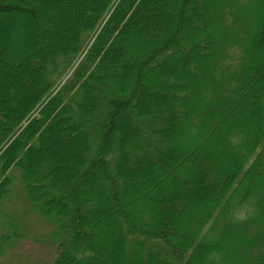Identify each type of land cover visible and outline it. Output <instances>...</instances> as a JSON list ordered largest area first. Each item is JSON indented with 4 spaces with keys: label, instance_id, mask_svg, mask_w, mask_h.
<instances>
[{
    "label": "trees",
    "instance_id": "16d2710c",
    "mask_svg": "<svg viewBox=\"0 0 264 264\" xmlns=\"http://www.w3.org/2000/svg\"><path fill=\"white\" fill-rule=\"evenodd\" d=\"M77 1L0 0V33L29 20L22 56L0 34V197L20 166L68 231L54 264H264V0Z\"/></svg>",
    "mask_w": 264,
    "mask_h": 264
},
{
    "label": "rangeland",
    "instance_id": "374dc122",
    "mask_svg": "<svg viewBox=\"0 0 264 264\" xmlns=\"http://www.w3.org/2000/svg\"><path fill=\"white\" fill-rule=\"evenodd\" d=\"M32 1V0H30ZM70 1V0H69ZM236 3L238 0H234ZM85 2L83 1H77V3L81 4ZM34 3V1H33ZM38 4V3H35ZM157 4L152 3V17L154 18V23L157 20V23L160 22V16L158 9H155ZM217 6H219V3H217ZM162 8V5L159 4L157 8ZM44 10H40L42 14L46 15V18L55 17L54 14L56 12L54 10H50L49 6L44 5ZM49 8V9H48ZM244 8V7H243ZM212 16L217 20L218 27L223 34H229L228 31H222L221 22H218V19L215 14L218 12L212 11ZM68 13H64V19L65 21L68 20ZM218 15V14H217ZM22 16V15H21ZM10 21V19H8ZM7 21V19H5ZM29 20H27V16H23L21 22H16L15 20L12 21V24L8 23L9 26L6 24V26L3 27V33L2 36H5V40H7L6 36H9L11 41H16V48L12 50L13 44L11 45V42L7 43L6 46L8 47L9 51H11V55H20L22 56L25 47L22 46L21 43L25 39V33L26 30L29 28ZM69 21V20H68ZM168 24V23H167ZM253 25L258 24L256 21L252 22ZM170 23L167 25L169 26ZM166 26V27H167ZM165 27V26H164ZM165 27V28H166ZM8 28H11L13 30V33H10L8 31ZM133 33L131 34L132 38H136V40L140 39V35L138 31L133 26ZM156 34L155 32H151L150 34L144 33L143 37L144 39H148V37L154 36ZM151 35V36H150ZM263 51V50H262ZM7 58L8 60H13L10 55ZM14 62V61H13ZM16 62V61H15ZM14 64V63H13ZM10 75L12 78H15L17 75V72H20V78H19V84L21 90L22 87L27 85V87H23L24 90L32 92V90L28 89V82L30 81V77L28 74H26V70H19L17 67L13 70H10ZM16 71V72H15ZM28 71L31 72L32 68L29 66ZM154 78V76H153ZM6 79L4 80V82ZM179 139V138H178ZM180 141L184 144V146L188 145V142H190V139L188 137L181 136ZM73 147H66L63 146V152L66 156L70 150ZM220 155V154H219ZM55 157V155H53ZM64 156V157H65ZM58 162H63V159L61 157H55ZM220 157L217 156V159ZM224 159V158H223ZM189 159L187 162L185 160H181L177 166L182 167L185 163H187L188 167L192 166L193 161ZM186 165V166H187ZM185 172H188V175L191 176L190 171L188 169H183ZM167 171V172H166ZM160 169V171H157L153 174L152 180L155 181L153 184V188L158 186L159 184H162L163 187L166 185L167 178L172 175V172L170 169L166 170ZM167 173V174H166ZM10 176V185H9V191L6 192L2 197H0V264H54L56 258L60 254V251L68 245L69 243V234L68 231L61 226V224L56 220V217L53 215H46L43 214L37 206L33 204V202L30 200V197L27 193V189L25 187V183L23 181V169L16 165L12 166L8 173ZM196 177L198 174H194ZM146 184H148V179H145ZM199 185L201 183H198ZM202 185V184H201ZM200 185V186H201ZM261 199L264 200V191H262ZM139 197H135V201H138ZM140 202V201H139ZM143 205V204H142ZM141 206V204L138 205V208ZM144 206V205H143ZM144 208V207H142ZM190 210H193L194 212H197L198 207L195 206V203H190ZM232 215L231 222L232 225H237L238 220L236 219V214L233 212H230ZM184 216L186 214H183ZM103 218V217H102ZM183 220V219H182ZM190 221V217L185 216V221ZM188 221V222H189ZM262 225L264 228V218L262 219ZM99 230L101 234L105 237L107 240V246L109 247V251L112 252L113 255L116 256V260L118 259L119 262L125 263L126 259H123L121 257V254L114 250L112 245L114 244L111 242L112 237H114L117 233L116 229L110 228L108 226H100ZM256 240V238H255ZM227 244L228 247L231 248V241L227 238ZM252 240L249 239L248 242H251ZM103 258V255H102ZM106 259V258H105ZM115 260V259H114ZM122 260H124L122 262ZM243 260V258L241 259ZM109 261V260H108ZM131 264V262H128ZM132 264H138V263H132Z\"/></svg>",
    "mask_w": 264,
    "mask_h": 264
}]
</instances>
